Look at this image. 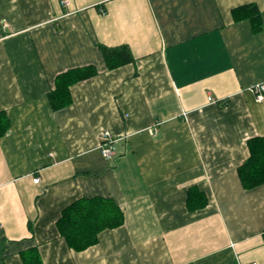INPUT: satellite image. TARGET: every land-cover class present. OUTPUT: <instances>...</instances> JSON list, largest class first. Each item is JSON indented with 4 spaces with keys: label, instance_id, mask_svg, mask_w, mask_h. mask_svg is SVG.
Instances as JSON below:
<instances>
[{
    "label": "crops",
    "instance_id": "crops-1",
    "mask_svg": "<svg viewBox=\"0 0 264 264\" xmlns=\"http://www.w3.org/2000/svg\"><path fill=\"white\" fill-rule=\"evenodd\" d=\"M250 3L260 32L234 21ZM100 45L134 61L110 69ZM87 66L54 110L57 77ZM260 83L264 0H0V264H264V185L238 174L264 136ZM190 188L206 206L189 209ZM83 197L125 219L76 251L57 221Z\"/></svg>",
    "mask_w": 264,
    "mask_h": 264
},
{
    "label": "trees",
    "instance_id": "trees-1",
    "mask_svg": "<svg viewBox=\"0 0 264 264\" xmlns=\"http://www.w3.org/2000/svg\"><path fill=\"white\" fill-rule=\"evenodd\" d=\"M234 21L249 19L255 32L263 30L260 10L254 3L238 6L232 10ZM107 65L114 69L134 61L128 46L106 47L100 45ZM97 74L93 66L73 69L60 74L55 89L50 93V101L54 110L63 109L73 102L71 88L75 84L88 80ZM10 128L6 113L0 111V137ZM250 156L238 169L243 187L247 190L264 185V136H255L248 140ZM188 207L190 210L203 208L208 199L196 188L188 191ZM124 212L119 205L109 198H80L62 211L57 227L70 248L83 251L98 243L100 234L108 229H115L124 224Z\"/></svg>",
    "mask_w": 264,
    "mask_h": 264
},
{
    "label": "built area",
    "instance_id": "built-area-1",
    "mask_svg": "<svg viewBox=\"0 0 264 264\" xmlns=\"http://www.w3.org/2000/svg\"><path fill=\"white\" fill-rule=\"evenodd\" d=\"M252 90L256 94L257 101H264V83H260L255 85ZM215 102V100L213 101ZM159 124H156L153 128L150 129V133L152 136L157 135V127ZM120 140V138H116L110 131H103L101 133V144L100 150L104 157L108 159H112L116 153V144ZM40 178L36 177L34 179V183H39ZM256 264V263H252Z\"/></svg>",
    "mask_w": 264,
    "mask_h": 264
}]
</instances>
